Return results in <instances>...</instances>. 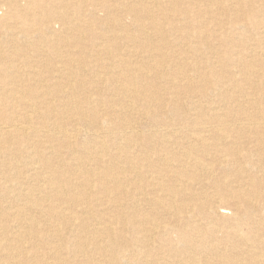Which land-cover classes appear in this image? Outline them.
Wrapping results in <instances>:
<instances>
[{"label": "bare ground", "instance_id": "obj_1", "mask_svg": "<svg viewBox=\"0 0 264 264\" xmlns=\"http://www.w3.org/2000/svg\"><path fill=\"white\" fill-rule=\"evenodd\" d=\"M27 1L28 6L21 9L17 5L18 0L5 2L0 0V14L16 20V27L21 29L19 33L23 37L30 38V33H32V29H25V26L32 23L30 18H34L38 25L45 24V33H49L50 37L55 31L52 20L48 17L46 21L43 20L46 15L44 12L46 6L43 3L46 2L44 0ZM147 2L150 5V0ZM243 2L248 10L247 26L243 25L242 20L231 18L227 21L228 30L221 31L222 25L214 24L210 32L207 30L208 36L204 32H190L185 22L182 26L174 25L173 27L175 30L182 27L178 38L192 42L197 51L210 49L211 45L208 40L212 37L216 44L234 45L237 42V47L244 46L249 50L245 60H236V63L232 60L231 66L236 68L231 67L228 72L225 71L226 74L220 77L218 91L222 98L218 101L219 105H227V102L233 103V93L241 94L243 86L253 88V95H256V92L262 93L261 97L257 96V101L264 100V82H258V80L264 81V73L257 70L258 66L254 64V61L262 56L260 52V55L254 52V47L257 44L259 45L257 47L264 46V7H260L262 11H258L255 0H244ZM179 4V0H169L168 6L171 11L177 12L176 7ZM148 5L142 9L131 5L128 9L129 12L136 13L134 15L136 22L133 24L143 37L140 46L136 44L132 35L130 36V30H125L126 28L124 29V26H120L119 23L117 27L121 33L116 30H106L112 39L122 42L116 46L119 50L121 47L122 52L115 55L113 67H104L107 69V78L112 91L105 98L93 99L90 96L84 98L93 109L92 116L96 122H101L102 125L107 124L109 117H115V120L119 122L121 129L118 133L119 139L122 138L127 144L120 143L113 148L117 152V159H123L125 163L123 168L122 165L114 166L111 159L105 162L106 166L103 168V160L108 155V151L102 142L91 143L79 151L75 147L78 130L66 129L59 122L56 114L59 112L62 116H66L68 121L73 112L79 119L85 118L81 108L75 101L72 102L69 96L65 95V101L60 99L59 94L65 87L61 86L62 78L58 74L63 70L70 84L67 88L72 90L74 89L73 80L84 77L86 72H90V77L94 79L93 77H96L98 72L94 71L93 67H97L99 55H111L106 45L103 47L96 43L98 40L101 41L103 36L93 35L96 41L90 45L91 48L81 44L66 43V47L80 48L86 50V55L88 54L84 58L74 57V59L71 53L68 60L62 59L58 49L52 46L53 40H48L49 37L45 35L40 37L39 39L42 38L54 52L58 58V64L61 65V71L57 70L58 74L48 71L52 83L48 86L46 80L43 79L45 77H42L43 74H39L36 70H29L31 68L30 60H28L30 54L25 47H33L30 41L26 40L20 45L19 35L17 37L16 34L3 35L4 41L0 42V264H69V261L63 258L65 254L60 249L63 247L60 242L66 241L69 233L73 234L77 231L87 232L85 235L87 238L70 243L76 248L68 254L75 261L70 264H84L85 262L80 260L81 256L99 252L106 254L103 256L105 264H264V121L260 120L258 114L261 113L254 107L253 101L256 98H248L246 92L247 96H241L239 102L234 101L237 103L236 106H243L239 110L241 112L239 119L242 122L239 125H233L227 119L229 116L218 113L219 109L216 111L217 107H214L215 100L210 98L207 104L211 114L208 116L204 114L205 110L198 99L207 98L208 84L205 83L206 87L197 86L199 93L195 95L193 86H190L188 82L185 83L188 77L184 72L186 57L183 59L174 51L170 52L171 48L164 37L165 32L156 21L159 17L154 19L155 12ZM100 6L106 8V4ZM106 10L104 13L107 14ZM258 12L263 13V16L257 15ZM139 14H143L144 18L149 21L147 25L140 22ZM147 29L157 33L156 40L162 49L155 46L152 41L153 37L149 36ZM245 29H252L253 34L247 33ZM238 30L241 33H236ZM6 31L2 32L0 28V35L8 33V27ZM36 31L40 30L36 29ZM251 41L258 43L250 44ZM3 46L12 50L5 55L1 50ZM95 51H98L97 55L93 54ZM140 53L145 54L143 60L147 68H143L135 60L139 58ZM212 55L215 58V55L217 57L219 54L214 52ZM168 57H174L180 62L175 63L174 77L184 82L176 86L174 77L171 78L167 73H162L161 77L170 84V87L161 90L159 94L155 87L145 84V70L148 69L155 75L161 74L158 68L165 64L164 61ZM20 64L28 70L20 73ZM43 64L48 65L46 62ZM196 71L201 70L197 68ZM213 72L216 73V71ZM82 84L78 87H82ZM139 88L142 91H139ZM51 91L58 95L52 94ZM185 91L189 93L186 105L188 106L187 111H190L186 118L183 116L185 112L183 115L179 114L178 108L179 97ZM142 92L147 99V107L155 106L160 111L159 119L155 120L146 134L138 132L133 126L131 118L134 116L130 105L126 106L118 99L119 96H123L140 100ZM168 94L175 97V100H170L174 102L169 111L172 113L171 117L166 115L169 110L165 104ZM116 105L121 107L120 112L115 108ZM107 106L108 109L104 108L101 111L96 109V107L101 109ZM33 121L34 124L31 123ZM236 133L237 136L233 135ZM250 134L252 137L249 136ZM148 143H150V148L147 150L145 148ZM129 148L136 150L134 156L138 160L137 165L130 162ZM42 149L47 154H43ZM23 157L29 159V163L27 161L23 163ZM84 157L89 160L93 170H87L88 163H85ZM35 164L38 165V171L34 176L37 183L28 189L24 168L25 165L34 166ZM68 172L77 176L76 182L72 183L70 179H67ZM133 172L135 175L125 176V173ZM218 175L221 177L216 178ZM144 184L146 186H143ZM77 190H81L83 194H76ZM50 198L55 199V205H49L51 206L48 208L49 215L57 221L58 225L55 229H45L50 238L43 236L45 230H38L37 223H31L32 225L27 223L25 230L15 231L17 226L13 227L12 224L17 222L18 227L24 224L22 222L26 219L28 207L37 204L36 202L47 203ZM123 199L129 204H122ZM88 200H91V204H95L96 207L106 205V210H110L108 213L113 212L114 214H109L108 220L100 213L90 216L89 210L83 207ZM63 204L67 206L68 215L58 207ZM136 205L148 208L149 214L135 213L131 215L132 219L129 221L128 219L118 221L119 216L121 218L125 215L123 209ZM79 207L82 209L76 211ZM115 223L123 226L117 230L112 225ZM20 228L23 227L20 226ZM243 229L246 232H243ZM89 231H93L95 236L97 234L105 237L107 244L102 246L98 242L97 245L89 243V241L92 242L88 236ZM125 232L132 234L133 244L122 243L121 248L114 247V241L123 239ZM26 239L28 240L26 243L29 244L28 248L24 246ZM40 241L45 244L46 248L39 245ZM93 245L94 248H92ZM132 247L134 249L127 257L125 253ZM208 255L210 260L215 261L214 263L205 259ZM89 259L87 264H95L94 259ZM16 260L18 261L15 262Z\"/></svg>", "mask_w": 264, "mask_h": 264}, {"label": "rangeland", "instance_id": "obj_2", "mask_svg": "<svg viewBox=\"0 0 264 264\" xmlns=\"http://www.w3.org/2000/svg\"><path fill=\"white\" fill-rule=\"evenodd\" d=\"M5 1H8V0H3V2H5ZM78 1H80V2H78ZM117 1H118V3H117ZM147 1L148 0H140V1H138V0H85V1H83V0H62V1H60V0H44V2H46V3H43V2L42 3L45 4V6H46V8L44 9V12H45L46 15H44L43 20L46 21V18L48 17L50 20H52V22L54 24V31L55 32L53 34H51V36H50L51 38L49 37V35H50L49 33H47V34L45 33V24L44 25L43 24H39V25L36 24L34 18H30V21L32 20L31 25L25 26V29H30V30L32 29V33H30V38L25 37V36L23 37L19 33V32H21L20 31L21 29L19 30V28L16 27L17 26L16 25L17 21L16 20L14 21V19L13 18L11 19V17L10 18H8L7 16L4 17V15L2 16L0 14V28L2 29V32H7L6 31L7 27L9 29V32L11 31L10 33L8 32V33H4V34L0 35V42L3 43V41H4L3 40V35H6V34L7 35L10 34L12 36H13V34L14 35L16 34L15 35L16 37L19 35V42L18 43L20 45L24 44V41H26V40L30 41V44L33 45L35 51L33 50V47L32 48L25 47L26 50L28 51V53L30 54L28 60H30L31 68H29V70L30 71L31 70H36L37 72L39 71V74H43L42 77H45L43 79L46 80V84L48 86H50L52 84L51 81H50V75H49L50 73L49 72L52 71V72H55L56 74H58L57 70L61 71V67H60L61 65H59L58 62H57L58 61L57 56L46 45L45 41H43L42 38L39 39L40 37H44V35H45L47 38L49 37L48 40H53L52 43H54V44L52 46H54L56 49H58L57 51L63 57L62 59L68 60V59H70L69 57L71 55H73V56H71L72 58L75 57L76 59H79V58H84L88 54L86 55L87 51L86 50H82L80 48L66 47L65 46L66 43H68L70 45H72V43L73 44L76 43V44H81L82 46H85V47H87V46L90 47V45L93 44V42L96 41V40L94 41L93 35L100 34V35L103 36L101 41L98 40V41H96V43L101 44L103 47H105V45H106L107 46L106 48L108 50H110V54L111 55H109V56L101 55V54L99 55V58H98L99 60L97 62V67H93L94 71L98 72V74H96L97 76L93 77L94 79H92L90 77V72L89 73L86 72L84 77H79V78H76L75 80H73L72 87L74 86V89L72 90V89H68L67 88V87H70L69 86L70 84H69L68 80L66 79V76L64 75L63 70L61 72H59V74H58V76H60L62 78L61 79L62 82L60 83L61 86L65 87L63 92L61 94H59L60 99L62 101H65L66 100L65 99V95L69 96L71 101L72 102L75 101V103H77L78 106L81 108L83 117H85V118L79 119V117H77L76 115L73 114L75 112H73L72 115L69 118V121H68L66 116H62L59 112H56V114L58 116V119H59V122H61V124L63 126H65L66 129H68L70 131L78 130L79 134L77 135V138L75 140V144H76L75 147L79 151H81L85 146H88L91 143L97 142L99 144L100 142H102V143L105 144L106 150L108 151L107 152L108 155L104 157V160H103L104 162L102 164L103 168H104V166H106L105 162L109 161L110 159L113 160L114 166H117V165L121 166L122 165L121 167L122 168L124 167L125 163L123 162V159H117V157H116L117 156V152L115 151V148H113V147L115 145H117V144H120V143L124 144V145L127 144V143L122 138L119 139L118 133H120L119 131H121V129L119 128V122L117 121V119L115 120V117H113V118L109 117L108 119L106 118L109 121L107 122V124L105 123L103 125H102L101 122L100 123L96 122L95 119L92 116L93 109L90 108V106L85 102L84 98L88 97V96L92 97L93 99L105 98V96L108 95L110 91H112V87L110 85V81L107 78L108 77L107 76V69H104V67L105 66H107V67L110 66L111 68L113 67L112 65L115 64V59H114L115 55H117V54L119 55V53L122 52V51H120L121 47H120V50H119L116 46H119L118 44H120L122 42L121 41H115L114 39H112L111 35L109 33H107L106 30L110 29V30H113V31L116 30L117 32H119L120 29H118V27H117V25L119 23V24H121L120 26H122V27L124 26L123 27L124 29L126 28L125 30H127V29H128V31L130 30L129 31L130 36L132 35V38L134 39L136 44L140 46L141 43L143 42V37L141 35V32L138 31V28L136 27V25L134 26V24H133V23L136 22L135 21V17H134V15H136V13L135 12H133V13L129 12L128 9L131 7V5H134L136 8L142 9L145 5H148ZM243 1L244 0H211V3H209V0H179L180 4H179L178 7H176L177 8V12H173V11H171L169 9L170 8L168 6L169 0H150V5H148V7L155 12L154 19L159 17L157 20L156 19L155 20L160 24V28H163L162 30L165 32L164 37L167 39V41L169 43V48H171L170 52L174 51L177 56L180 55V57L183 58V59H185V57H186V61L188 63L186 62V65L184 67V72H185V74L187 73L185 76L186 77L188 76V77H187V80H185V83L188 82V84L190 86H193L195 95L199 93V90L197 89V86L200 85L202 87L203 86L206 87L205 85L208 84L207 87H206V89H208L207 90L208 91L207 98L200 97L198 99V100H200V103L202 104V107L205 110V111L203 110L204 114H206L207 116L211 114V111L210 112L208 111L209 108H208L207 102H208L209 98L211 100L213 99L216 102V104H214V107H217L216 111H217V109H219L217 111L218 113H220L221 115L229 116V118H227V119H228L229 122L233 123V125H239V123L240 124L242 123L241 120L239 119L240 114H241V112L239 110L242 109L243 106H236L237 103H235V102H239L241 100V98H242L241 96H243V95L247 96V94H248V96H247L248 98H250V97H251V99L256 98V100L253 101V103H255L254 107L258 109L259 113H261V114H258L259 117H260V120L264 121V100L257 101V96L261 97L262 93L256 92V95H253V93H254L253 88L243 86L241 94H236L235 95V93H233V103L232 102L231 103L227 102V105H219L218 104V101L222 98V95H220L219 94L220 92L218 91L219 90L218 81H219L220 77H222V74H226L225 71L227 70V72H228V69H230L231 67L233 69L236 68L234 66H231L232 65L231 64L232 60H234L235 63H236V60H245L246 59V55L249 52V50H247L246 47H244V46H242L241 48L237 47L236 46L237 42H235L234 45H227V43L216 44V42L213 41L214 37H212V35H211L212 38H209V40H208V42L211 45L210 49H208V50L200 49V50L197 51V50H195L194 45H193L192 42H190L189 40H183L182 38H178V37H180V34H181L180 31H181L182 27H180V29H176V30L173 27H174V25L182 26L183 24L186 23L185 26H186V28L189 29L190 32H204L206 34V36H208V34L210 32V29H212V26H214V24L222 25L223 29H221V31L224 30V29L228 30L229 24H227V21L230 20L231 18H233V19L237 18L239 20H242L243 21V25L247 26L246 23H248V22L246 20V14L248 13L247 12L248 10H247V7L245 6ZM18 2L19 3L17 5L21 9H25L26 6H28V4H27L28 1L27 0H18ZM138 2H139V4H138ZM108 3H110V4H108ZM201 3H202V5H201ZM64 4H66V5H64ZM103 4H106V8L100 6V5H103ZM166 4H167V8H166ZM255 4L258 7V11H262L259 8L260 7H264V0H255ZM96 5H98L99 7L96 6ZM107 5H108V7L110 5V7L108 8ZM116 5H118V6H116ZM107 8H108V10H106ZM240 8H241V10H240ZM4 9H6V8H4ZM103 9L107 11V14H106V12L104 13ZM232 11H233V13H230ZM109 13H112V14H109ZM257 15L263 16V13H259L258 12ZM75 16H77L76 17L77 19L75 18ZM138 16L140 18V22L142 21L141 23H143V25H147V23H149V21L146 20V18H144L143 14H139ZM185 18H187V20H185ZM81 21H83V22H81ZM86 22H87V24H86ZM108 23H109V25H108ZM125 24H126V26H125ZM132 24H133V27H132ZM67 25H69V26H67ZM79 25H81V26H79ZM77 26H79L80 29ZM36 29L40 30V31H36ZM56 29H58V31ZM16 30H18L17 33H16ZM207 30H209V32ZM77 31H79L80 33L77 32ZM100 32H102V33H100ZM237 32H240V31L238 30V31H236V33ZM246 32L249 33V34L250 33L253 34V30L252 29L246 30ZM75 33H77L76 35H78V36H76ZM119 33H121V32H119ZM243 33H245V32H243ZM148 34H149V36L153 37L152 41L155 43V46L158 47V48H161V46L158 44V41L156 40L157 33H155L154 31L149 29L148 30ZM36 35H38V36H36ZM137 35H138V37H137ZM65 37L68 38V39H66ZM236 38H238V37L236 36ZM87 39H88V41H87ZM80 40H82V41H80ZM249 43L250 44H257L258 42L256 43V42L251 41ZM185 45H186V47H185ZM218 45H220V46H218ZM257 46H259V45L257 44ZM257 46L254 47V49H255L254 52L256 54H258V55H260V53H261V55L263 57L261 56V58H257V60L254 61V64L256 66H258V67H256V69L258 68L257 70L261 71V73L263 74L264 73V66H263V64H264V46L263 45H262V47H257ZM37 49H39V50H37ZM1 50L6 55V54H8L7 52L11 51L12 49H10L9 47L3 46V48ZM82 52L84 54H82ZM97 52L98 51H95V52H93V54L97 55L98 54ZM214 52H218V54H219V55H217V57L215 55V58L212 57L213 56L212 54ZM45 55H47V57ZM64 55H66V56H64ZM235 56H237V57H235ZM138 57L139 58H136L135 60H137V62L140 65H142L143 68H147L148 66H147L146 62L143 60V57H145V54L144 53H140L138 55ZM124 59H126V58H124ZM187 59H189V60H187ZM43 62H46L49 66L48 65L46 66V64L44 66ZM164 62H165V64L161 65L158 68V70L160 69L159 72H161V74L155 75V73L153 74V73L150 72V70L147 69V70H145V76H144V79L146 80L145 81L146 83L145 82L144 83L145 84H149L152 87H155L157 89L156 90L157 93H159V94L162 92L161 90H164V89H167V88L170 87L169 86L170 84L168 82H166V80L164 78L161 77L162 73H165V74L167 73V75H169L171 78L174 77L175 76V74H174L175 73V65H176L175 63H177L178 61L174 57L173 58H169L168 57V58L165 59ZM205 62H206V65H205ZM211 62H212V66H210ZM178 63H180V62H178ZM196 64H197V66H196ZM200 64L202 65L201 67H200ZM52 65H54V66H52ZM225 65H227V66H225ZM203 66H205V67H203ZM196 67L198 69H200L201 71L197 72L196 71V69H197ZM19 68H20V73H23L24 71L28 70V69H26V67L23 64H20ZM260 68H262V69H260ZM100 71H102V72H100ZM213 71H216V73L213 72ZM150 75H151V77H150ZM103 77L106 78L105 79L106 81L104 80ZM83 78H85V79H83ZM91 79H92V81H91ZM97 79L98 80L100 79L101 81L100 80L98 81ZM173 79H174V82H175L176 86H180L181 82L182 83L184 82V80H181V79L179 80L177 77H174ZM47 80L49 82H47ZM82 81H84L83 82V83H85L84 85L82 84ZM258 82H264V81L263 80H261V81L258 80ZM79 84L80 85L82 84V87H78ZM30 85H31V83H30ZM105 85H108V86H105ZM80 88H82L84 92ZM211 89H213V90H211ZM139 91H142V90L139 88ZM246 92H247V94H245ZM51 93L54 94V95H58L57 93L55 94L54 91H51ZM214 93H216V95ZM188 94L189 93H187L185 91V93H182L180 95L179 100H178V102H179L178 103V108H179V112H180L179 114L183 115V113L185 112V114L183 115L184 118L189 116V113H190V111L189 112L187 111L188 110V106L186 105L187 104L186 99L188 97L187 96ZM174 98L175 97H173V96L168 94L167 95V99H166V103H165V104H167V107H169V110L168 111L166 110L167 111L166 115L170 116V117L172 116V113H169V111H170V108L172 109V106H173L172 103H174L173 101H170V100H175ZM118 99H120L119 102L123 101L122 103H124V105H126V106L130 105V107L133 110V116H134V118L130 117L131 120H133L132 124L134 123L133 126L136 127L137 131L142 133V134L148 133V131L150 130V126L152 124H154L155 120L157 121L159 119V117H160V111H159L158 108L156 109L155 106H153L152 108H148L147 107V103H146L147 99L145 98V94H143V92L141 93V99L140 100H134L133 98L132 99H128V97H123V96H119ZM113 101H114V99H113ZM128 102H129V104H128ZM232 106H233V108H232ZM104 108L108 109V106L107 107H102L101 109H100V107H96V109H98L100 111L102 109H104ZM115 108L118 110V112L121 111V107L119 105H116ZM243 115L244 114H242V116ZM137 116H138V118H135ZM173 119H177V118L173 117ZM136 120H138V121H136ZM238 121H240V122H238ZM31 123L34 124V121L31 122ZM175 123L180 124L178 122H175ZM92 132L95 133V134H93ZM104 135H105V137H104ZM233 135L237 136V133L233 134ZM249 136L252 137L251 134ZM84 139H86V140H84ZM150 143L146 144V148L145 149L148 150L150 148ZM237 148H235V149H237ZM42 151H43V154H47L44 151V149H42ZM135 151H136L135 149H132V148L130 149L129 148L128 153L131 154L130 155V158H131L130 162L132 164H134V165H137L138 160L134 156V154H135L134 152ZM64 159L65 160L67 159L65 154H64ZM85 159H86V157H84L85 163L86 162L88 163V164L86 163L87 167H88L87 170L91 169V164H89L90 163L89 160H87V159L85 160ZM22 161H23V163H25L26 161L29 163L30 160L24 158ZM24 170H25V173L27 175V176L25 175L26 183L28 184L26 186L29 189L30 186L33 187L34 184L37 183L35 181L36 178L34 176H35L36 172L38 171V165H36V164L34 166L25 165ZM91 170H93V169H91ZM214 171H216V170H214ZM215 173H218V172H215ZM130 175L133 176L135 174H134V172L133 173H129V174L125 173L126 177H129ZM66 176H67V179H70L72 183L76 182V180H77V176L75 174L71 173V172H68ZM217 177L220 178L221 176L218 175V176H216V178ZM122 178H124V176H122ZM143 186H146V184H144ZM148 189H150V188L148 187ZM260 192L262 193V190H260ZM81 193H82L81 190H79V191L77 190L76 194L80 195ZM85 196H83V198H85ZM87 202L88 203L84 204L83 207H86L87 210H89L88 214H90V216L91 215L93 216L94 214L97 215V214L100 213V214H102L104 216V218H106V220H108L109 219L108 218L109 214L110 215L114 214L113 212L108 213L110 210H106V205H102L100 207H96L95 204H91V200H88ZM36 203L37 204H35V205L31 206V207H28L27 214H26V219L23 220V222H22V223H24L23 225H19V227H18V225H17L18 223L17 222H14L12 224L13 227L17 226L15 231H17V230H19V231L25 230L27 228V225H28L27 223H29L30 225H32L33 223H37V225L39 227L38 230H45V229L48 230L50 228L55 229V227L58 226L57 225V221H55L49 215V211H48V208H50L51 206L55 205V199L54 198H50L48 200V202H47L48 204L45 203V202H42V203L36 202ZM121 203L122 204H129V202H127L125 199L121 200ZM49 205H51V206H49ZM58 207L62 211H65L67 213V215L69 214L68 210H67V206L65 204L58 205ZM81 209L82 208L79 207V208H77L76 211H80ZM42 212H43V214H42ZM123 212L125 214V215H123L124 218L123 217L120 218V216H119L118 221H124L125 219H128V221H129V220L132 219L131 215L135 214V213L144 214V215L145 214H149V209L148 208H143V207H138L136 205V206H132V207H130L128 209H123ZM29 218L30 219L32 218V220L28 221ZM53 221H54V223H53ZM49 222H51V223H49ZM121 223H123V222H121ZM115 224H112V225L117 230L119 228L121 229V226H123L120 223L116 224V225ZM46 225H47V227H45ZM20 226H22L23 228H20ZM46 230H45V235H43V236H45L47 238H50L48 236V233L46 232ZM243 232H246V230L243 229ZM85 235H87V232L86 233H82L81 231H77V232H75L73 234L69 233L67 235V240L64 241V242H60L61 245H63V247H61L60 249L65 254V255H63V258L67 259L69 261V264L72 263V262L74 263L75 261H74V259H71V257H69L68 254L70 253V251L76 249L74 246H71L70 243H72V242H74L76 240H80L81 238H85L86 239L87 236H85ZM43 236H41V238ZM88 236L92 240V242L89 241V243H93V244L96 243V245H97V242H98L102 246L107 244V239L105 237H100L97 234L95 236L93 231H89ZM96 237H98V239H96ZM24 242H25L24 246H26V248H28L29 244L26 243V242H28V240L26 239ZM114 242L115 243H113V246L116 247V248H121V244L122 243H125V244L127 243V244L131 245V244H133L132 234L125 232L123 239H119V240L116 239ZM129 242H131V243H129ZM39 245L41 247L43 246L44 248H46L45 244L42 241L39 242ZM92 248H94V245L92 246ZM133 249L134 248L132 247V248H130L129 251H126L125 254H127L126 255L127 257L130 256L131 253H129V252L133 251ZM104 255H106V254H103V253H100V252L99 253H91L88 256H86V255H84L83 257L81 256L80 257L81 259L80 258L79 259L84 261L85 262L84 264H87V262H88L87 260L89 258L94 259L95 264H105L104 263V258H103ZM205 259H207V261L209 260L212 263L215 262L213 259L210 260L209 255L206 256ZM17 261L18 260H16L15 262H17Z\"/></svg>", "mask_w": 264, "mask_h": 264}]
</instances>
